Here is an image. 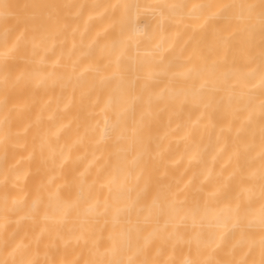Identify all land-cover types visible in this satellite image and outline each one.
<instances>
[{
	"label": "bare ground",
	"instance_id": "obj_1",
	"mask_svg": "<svg viewBox=\"0 0 264 264\" xmlns=\"http://www.w3.org/2000/svg\"><path fill=\"white\" fill-rule=\"evenodd\" d=\"M0 264H264V0H0Z\"/></svg>",
	"mask_w": 264,
	"mask_h": 264
},
{
	"label": "rangeland",
	"instance_id": "obj_2",
	"mask_svg": "<svg viewBox=\"0 0 264 264\" xmlns=\"http://www.w3.org/2000/svg\"><path fill=\"white\" fill-rule=\"evenodd\" d=\"M189 28H190V30L192 31V24H191V25H189ZM191 49H193V48H192V47H190V48H189V50H191ZM192 52H194V50H193Z\"/></svg>",
	"mask_w": 264,
	"mask_h": 264
}]
</instances>
